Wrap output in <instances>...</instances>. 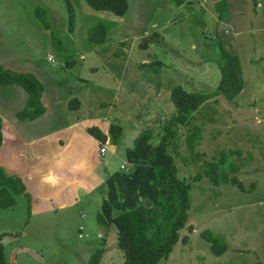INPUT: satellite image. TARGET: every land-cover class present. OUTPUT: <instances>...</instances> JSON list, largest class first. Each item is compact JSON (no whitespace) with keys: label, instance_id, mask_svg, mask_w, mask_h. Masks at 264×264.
Listing matches in <instances>:
<instances>
[{"label":"rangeland","instance_id":"obj_1","mask_svg":"<svg viewBox=\"0 0 264 264\" xmlns=\"http://www.w3.org/2000/svg\"><path fill=\"white\" fill-rule=\"evenodd\" d=\"M71 1L75 32L69 31L65 0H0V65L33 73L45 87L42 102L47 109L37 120L22 121L17 114L28 94L17 86L0 89L6 143L37 140L83 119L92 121L90 126L105 124L104 130L119 125V142L103 146L107 152L95 165L103 183L110 182L118 192L117 183L136 174L129 169L140 157L135 153L138 138L150 131L151 144L159 143L176 113L171 91L177 86L201 94L217 89L218 45L223 43L240 57L245 87L233 100L218 96L208 101L186 125L176 128L178 136L169 151L178 177L191 184L190 210L180 240L162 264H264V0H259L262 9H256L253 0H229L230 14L218 28L210 23L213 13L200 12L204 10L199 0L181 6L172 0H128L130 8L123 17L94 10L85 0ZM205 1L212 11V1L217 0ZM37 6L49 10L53 30L44 29L36 18ZM99 23L108 37L96 45L88 41V33ZM156 34L147 48L141 47L145 37ZM69 99L79 100L81 108L71 109ZM222 154L226 158L220 177L234 176L230 170L237 166L235 176L244 191L223 182L215 185L205 176ZM197 175L202 179L196 180ZM106 184L90 192L82 187L77 203L47 212L33 213L27 198L17 195L16 205L0 212L7 256L16 255L10 261L89 264L97 254V264H125L116 226L98 222L99 197L106 198ZM144 204H149L151 229L166 232L157 205L151 200ZM222 245L227 249L215 253Z\"/></svg>","mask_w":264,"mask_h":264},{"label":"trees","instance_id":"obj_2","mask_svg":"<svg viewBox=\"0 0 264 264\" xmlns=\"http://www.w3.org/2000/svg\"><path fill=\"white\" fill-rule=\"evenodd\" d=\"M86 3L97 11L111 12L118 17L125 16L130 8L128 0H85ZM68 13L69 31L75 32L76 13L71 0H65ZM177 6L184 4V0H172ZM216 9L221 12L220 17L225 18L228 9L227 0H221L216 5ZM35 16L40 21L44 29L50 31L52 22L49 17V10L43 6H37ZM156 36V37H155ZM152 37H145L141 47L147 48L149 42L157 38V34ZM108 32L104 24L99 23L91 28L88 33V41L92 44H102L106 41ZM220 58L218 65L221 70V81L217 89L211 93H189L181 86L175 87L171 91V100L176 107L174 113L165 126V133L160 142L155 147L153 155L148 160V166L155 171L158 184V202L160 219L164 223L166 232L159 233L155 228L151 229L149 208L141 204L131 210L115 213L111 204L104 200L102 212L98 216V222L104 227L115 225L118 234V245L125 256V264H162L173 252L175 245L180 240V230L188 221L190 210V190L191 184L178 177V170L174 156L169 149L172 142L177 138L176 128L186 125L192 114L201 109L208 101L224 96L228 100L238 97L244 90L245 81L241 59L237 54L230 52L223 43L218 45ZM17 86L22 88L28 98L26 105L17 117L22 120L34 121L46 113V108L42 102L45 91L43 83L33 73H18L0 65V89ZM80 102L77 99L70 101V108L78 109ZM3 119L0 116V147L3 144ZM88 134L98 140L101 144H106L108 139L117 144L122 136L123 128L119 125L111 124L108 127V135L103 133L98 127L93 126L87 129ZM154 135L146 131L138 138L135 153L140 155L149 145ZM226 155L222 154L220 163L213 162L206 170L205 176L212 183L219 185L221 182L236 186L241 191L245 190L244 184L235 176L239 168L232 166L230 176L228 174L220 177V164L225 161ZM202 179L197 175L196 180ZM24 195L31 204V195L27 192L23 180L18 175L9 174L0 165V212L13 208L16 205V196ZM157 218V217H156ZM163 218V219H162ZM164 230V231H165ZM193 231L192 229H190ZM149 233H152L151 235ZM183 243L188 242V237L182 239ZM227 249L225 245L215 247L214 251L220 254ZM98 255H94V263ZM99 261V260H98ZM0 264H16L11 262L6 253L5 245L0 237Z\"/></svg>","mask_w":264,"mask_h":264},{"label":"crops","instance_id":"obj_3","mask_svg":"<svg viewBox=\"0 0 264 264\" xmlns=\"http://www.w3.org/2000/svg\"><path fill=\"white\" fill-rule=\"evenodd\" d=\"M195 1L198 0H184L185 3L182 5L187 4V2H189L188 5H194ZM220 1L221 0L212 1L215 6L211 11L212 7L208 4V1L199 0L200 7L204 10L200 12H205L204 15L214 14L211 16L210 23H212V27L214 25L216 28H218L220 22L226 20L230 14L231 3L227 0L228 9L227 13H225L226 17H220L221 12L216 9V5ZM253 2L256 5V9H258L260 4L262 5L259 0H253ZM207 9L210 11H205ZM200 15L204 16L203 14ZM206 23H204V26H206ZM70 101H72V99ZM80 108L81 103L78 109ZM90 123L93 122L87 121L86 119L78 120L54 132L45 133L37 140L28 142L17 138V140L14 141L16 144L13 141L7 144L4 135L7 122L3 119V144L0 147V165H2L9 174L18 175L22 178L27 192L31 195V209L33 213L47 212L49 210L54 211L66 206H71L79 201L77 196L82 187L90 192L97 185L103 186L106 184L103 183L104 180L96 174L95 165L99 164L98 156H105L98 152V147H100L101 152L102 147L107 146L108 143L112 141L109 138L107 143L103 145L88 134L87 129L93 127L90 126ZM104 125L105 124L102 125L103 129L100 126H94L108 135V126L104 130ZM78 126L83 127L79 128L83 134L77 131ZM55 136L56 140L53 139L50 141V138ZM151 141L143 153L140 154V157L135 159V166H130L129 172L136 174L130 178L125 175V177H123V182L119 181L117 183L118 192H115L110 182H107L110 187L106 184V198L99 197L101 212L104 200H107L111 204L115 213L119 210L126 212V210H131L144 204L148 200H151L152 204H157L159 189L156 174L154 169L146 164L153 155L155 147L158 145V143L152 145ZM140 159L142 160L140 161ZM63 162H66V164H61ZM86 166H90L89 173L84 174L80 172L81 168ZM122 168L124 167L122 166ZM146 181L148 185H146ZM152 190H155V192ZM80 231H83L82 227H80ZM81 236L82 235H80V237ZM98 238H100V235H98ZM12 254L10 258L12 256V260L15 261V252L13 255ZM10 258L8 257L9 260Z\"/></svg>","mask_w":264,"mask_h":264},{"label":"water","instance_id":"obj_4","mask_svg":"<svg viewBox=\"0 0 264 264\" xmlns=\"http://www.w3.org/2000/svg\"><path fill=\"white\" fill-rule=\"evenodd\" d=\"M8 69H11V70H14L15 72H18V73H24V71L20 70V69H14V68H10V67H6ZM149 206V204H146V206Z\"/></svg>","mask_w":264,"mask_h":264},{"label":"built area","instance_id":"obj_5","mask_svg":"<svg viewBox=\"0 0 264 264\" xmlns=\"http://www.w3.org/2000/svg\"><path fill=\"white\" fill-rule=\"evenodd\" d=\"M262 8V5L260 4L259 6H258V9H261ZM101 153L103 154V155H105V153H106V149L105 148H102L101 149Z\"/></svg>","mask_w":264,"mask_h":264}]
</instances>
